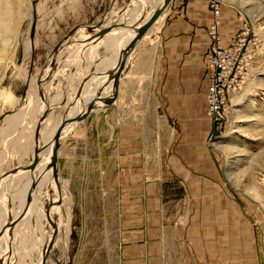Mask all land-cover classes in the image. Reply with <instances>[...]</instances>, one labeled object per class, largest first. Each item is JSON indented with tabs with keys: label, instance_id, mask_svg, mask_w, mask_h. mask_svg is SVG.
<instances>
[{
	"label": "crops",
	"instance_id": "1",
	"mask_svg": "<svg viewBox=\"0 0 264 264\" xmlns=\"http://www.w3.org/2000/svg\"><path fill=\"white\" fill-rule=\"evenodd\" d=\"M104 1L80 0L75 20L69 16L66 1L64 19H55V30H49L51 41L55 36L49 50V63L55 59L53 65L48 64L50 74L64 66L67 54L75 47V33L69 35L71 30L103 27L119 23V19L120 24L128 26L125 23L135 22L136 16L141 18L138 14L149 8L143 16L146 21L160 0H147L130 15L127 6L114 8L107 17ZM62 22L67 30L58 37L56 28ZM210 22L208 0H171L126 55L112 104L104 106L98 101L86 118L66 126L62 142L65 161L62 166L59 149L58 165L61 170L67 168L64 174L70 183L80 180V188L85 191L90 190L89 173H97L103 210L114 223L115 264H261L257 241L249 233L248 218L221 186L208 146L209 137L214 134L207 114ZM97 30L90 28L91 37ZM105 36L83 45L85 64L80 66L92 71L80 73L73 92L63 99L64 113L81 80L92 72L98 77L86 81L81 97L85 94L89 102L96 94L107 97L113 92L108 73L115 71L131 39L120 47L117 56V48L126 36L118 32ZM63 39L66 40L54 52ZM54 100L55 97L49 98L50 110L58 107ZM83 110L71 107L68 112L74 116ZM37 115L35 111L21 128L28 134H23L27 140L19 145L20 158L29 157L22 162L19 158L16 165H24L33 156ZM53 117L51 113L44 122L43 134L46 127L55 131L59 125ZM22 119L13 128L4 122V135L12 133ZM49 121L52 125L48 126ZM46 141L42 140L45 149L48 134ZM92 156L96 157L95 167L90 166ZM51 171V167L45 169L40 177L37 195L50 184L46 179ZM15 202L12 199V208Z\"/></svg>",
	"mask_w": 264,
	"mask_h": 264
},
{
	"label": "rangeland",
	"instance_id": "2",
	"mask_svg": "<svg viewBox=\"0 0 264 264\" xmlns=\"http://www.w3.org/2000/svg\"><path fill=\"white\" fill-rule=\"evenodd\" d=\"M66 1L69 3V16L75 20L80 0H0V117L19 104H21L19 112L44 104L41 114L37 113V117L40 118L48 106L49 98L55 97L54 102L58 103V107L53 106L50 111L54 116L53 122H60L64 114L62 100L73 92V88L81 78L80 73L89 70V67L84 66V52L81 49L91 41L90 28L85 26L77 29L78 31L74 32L75 36L73 35L75 40L72 47L74 45L75 47L67 54L64 66L54 69L50 74L49 50L55 41V36L51 41L49 30H55V19H64ZM139 1L141 2V0H105L103 5L105 16L107 17L108 14L111 16L109 12L114 8L127 6L126 9L129 10V5ZM220 2L221 44L227 46L234 35L245 32L246 42L243 52H245L247 70L243 84L232 94L234 96H230L226 121L216 135L209 137L208 146L216 162L221 186L248 218L250 236L256 239L260 263L264 264V206H260L264 197V184L261 181L264 176V0H220ZM33 4L36 10V28L34 44L31 47L29 29ZM141 13L138 15L141 16ZM56 29L60 32L58 36L60 37L66 32L67 27H64L62 22ZM82 63L84 67L80 66ZM89 71L91 72L92 69ZM28 77H30V89L26 91L22 100L21 95ZM39 91L42 92L44 99L40 97ZM36 99L39 103L35 102ZM28 121L26 115L20 125L8 136L4 135L2 125L5 124V120L0 124L3 129H0V154L5 156L0 159L1 174L13 168L18 160L21 159L22 162L29 157L24 155L20 158L19 146L27 140L23 134L28 133H23L21 128L25 127ZM11 137L18 138V141L11 143ZM26 149L28 151V147ZM59 154L63 166L65 161L63 143ZM96 164V157L92 156L90 166L95 167ZM66 171L67 168L63 167L61 170L59 167L62 185L60 204L57 203L59 192L52 171L47 175V177L52 176L50 184L42 188V194L35 195L36 192H32V196L38 197L39 208H36L34 202L31 227L24 230L23 215L18 221L19 224L17 223L11 230L9 239L14 241V247L17 246V256L14 255V261L18 260V264H36L34 257L37 255L35 251L37 242L43 237L49 241L53 233V227L45 216L47 204L51 200L54 204L50 207L49 215L56 222L57 228L60 227V231L57 230L46 264H115L114 223L109 219V214L103 210V202L97 189L99 187L97 173L95 171L89 173L90 190L86 192L85 189L80 188V180L70 183L66 179L64 174ZM40 180L38 178L36 181L37 189ZM72 189L74 195L70 193ZM15 210L14 218L15 215H19ZM7 219L8 212L3 210V225L6 224ZM16 232L18 233L14 237ZM20 239H26L27 243ZM46 244L42 243L39 246V264H41L42 246ZM18 246L21 247L19 250H17ZM5 250H7L6 260L9 246L4 236L0 234V256ZM22 250L25 254H22L24 253Z\"/></svg>",
	"mask_w": 264,
	"mask_h": 264
},
{
	"label": "water",
	"instance_id": "3",
	"mask_svg": "<svg viewBox=\"0 0 264 264\" xmlns=\"http://www.w3.org/2000/svg\"><path fill=\"white\" fill-rule=\"evenodd\" d=\"M171 0H163L162 4L156 8L151 15L148 17V19L146 21H144L141 25H139L138 27L135 28L134 31V36L131 38V40L127 43V45L124 47L123 52H122V56L119 59V61L117 62L116 65V69L115 71H113L112 73H108V80L109 82H111V87L113 89V92L111 93V95L107 96V97H100L99 95H95L86 105V108L81 111L80 113L74 115V116H68L66 115L68 113V111L70 110V108L75 104L77 99L81 100V94H82V90L84 87V84L86 83V81L90 78L89 74L87 76H85L81 82L79 83L76 91H75V95H74V99L67 105L66 109H65V113L62 116L61 122L59 123V125L56 127L53 136H52V148H51V154H50V161L45 165L44 169H48L51 167L52 169V176H53V180L54 183L57 187V190L59 192V197L57 200V203L60 204L61 203V189H62V185L60 182V177H59V165H58V151L61 147V141H60V137L62 135V132L64 130V128L72 122H78L83 120L84 118H86L94 109H96L97 107V102L100 101L103 103L104 106H109L110 104H112V102L115 100L116 96H117V86H118V80L120 78L122 69L125 65V60H126V55L130 52V50L134 47V45L136 44V42L148 31V29L153 25V23L157 20V18L162 14V12L165 10V8L170 4ZM125 27L124 24H120V23H114V24H108L105 25L103 27L100 26H93V27H89V28H93V29H98L97 31H95V33L92 35V37H90L91 40L94 39H100L103 38L107 33L111 32L112 30L116 29V28H123ZM35 28H36V10H35V5L33 4V12L31 14V24H30V29H29V38H30V43H31V47H33V41H34V34H35ZM78 28H75L73 30L70 31L69 35H72ZM66 40V39H65ZM61 41L57 47L55 48L54 52H56V50L58 49V47L65 41ZM55 59L52 58L51 62L49 63V65H53L54 64ZM92 74V73H91ZM30 77L27 78L26 80V84L23 90V93L21 95V99L23 100L25 98L26 95V91L30 89ZM39 95L41 98L44 99L42 92L39 91ZM63 101V100H62ZM65 103V100L62 102V104ZM12 111H8L6 114H3L0 117V120H2L7 114H10ZM50 112V107L49 105L47 106L46 110H44V112L42 113L41 117L38 120V123L36 125L35 131H34V139L37 141V145L34 146L33 149V157L31 162L25 167V169L29 170L30 172H33L37 165L39 164L41 158H40V153L44 150L45 145L44 144H39L38 143V136H39V126L40 123L46 118V116L48 115V113ZM214 135H216V132L214 133ZM19 167H13L11 168L9 171L4 172L0 175V180L1 178L7 176L8 174L14 173ZM36 181H33L26 193V198H25V203L23 206V209L21 211V213L14 218L13 220L8 219L9 221V229L11 230L12 228H14V226L18 223V221L21 220V218L23 217L25 211L27 210L31 200H32V192L33 189L36 187ZM52 204H54L51 200L48 202L47 207H46V220L48 221V223L53 227V233H52V237L51 239H49L48 243L46 245L42 246V257H41V264H46L47 259L49 257L50 254V250L51 247L54 243V238L57 234V225L56 222L50 217L49 215V210L50 207L52 206ZM4 227L1 228L0 233L3 232ZM10 252L8 251V254ZM0 264H1V259H0Z\"/></svg>",
	"mask_w": 264,
	"mask_h": 264
},
{
	"label": "bare ground",
	"instance_id": "4",
	"mask_svg": "<svg viewBox=\"0 0 264 264\" xmlns=\"http://www.w3.org/2000/svg\"><path fill=\"white\" fill-rule=\"evenodd\" d=\"M147 0H141V2L139 3H136V4H134V5H131V7H129V11H128V15H130L133 11H136V10H138V8H140L141 6H142V4H144V2H146ZM161 2V3H160ZM162 2H163V0H160L159 1V3H158V5L160 6L161 4H162ZM156 6L155 8H153L152 10H150V12H153L156 8H158L159 6ZM170 5V4H169ZM168 5V6H169ZM167 6V7H168ZM167 7L165 8V10L167 9ZM148 10H149V8H145L144 10H143V14L141 15V18H140V21H138V19H135V22H133V23H131V22H127V23H125V24H127L128 26H125V27H123V28H116V29H114V30H112L111 32H109V33H107L106 35H109V34H111V33H116V32H118V33H121L122 35H124V36H126V38L125 39H123V41H122V43L118 46V48H117V56H118V54H119V49H121L120 47L121 46H124L133 36H134V31H135V28L136 27H138L139 25H141L143 22H144V20H143V16H145L146 14H147V12H148ZM164 10V11H165ZM164 11L162 12V14L164 13ZM127 14V13H126ZM136 14H137V12H136ZM151 14V13H150ZM161 14V15H162ZM127 15V16H128ZM160 15V16H161ZM124 16V15H123ZM159 16V17H160ZM136 17H138V16H136ZM149 17V16H148ZM158 17V18H159ZM120 18V17H119ZM122 18V17H121ZM124 18V17H123ZM157 18V19H158ZM142 19V20H141ZM127 20V19H126ZM117 21V20H116ZM128 21V20H127ZM157 21V20H156ZM155 21V22H156ZM1 22V21H0ZM121 21H120V19H119V23H120ZM123 22V21H122ZM154 22V23H155ZM109 23V22H108ZM153 23V24H154ZM111 24V23H110ZM153 26V25H152ZM151 26V27H152ZM150 29V28H149ZM106 37V36H105ZM93 73V72H92ZM89 76H90V78L92 79V78H95V77H98V75H95V74H89ZM74 94V93H73ZM86 95L84 94V96L83 97H81V100L79 99H77L76 100V102H75V104L72 106V108L73 109H80V110H82V109H85L86 108V105H87V103H88V99H85L86 97H85ZM232 96H234V95H232ZM53 99V98H52ZM53 101V100H52ZM78 101V102H77ZM34 102V101H33ZM36 103L38 102V100L36 99V101H35ZM50 102V101H49ZM49 102H47L48 103V105H50V103ZM39 103V102H38ZM35 105V104H34ZM37 106L39 105V104H36ZM20 106H21V104H19L15 109H13V110H10V111H12L10 114H7L2 120H0V124H2V122L5 120V123H7V125L8 126H11L12 128H13V126H15V125H17V124H19V120L20 119H22V118H24V117H26V115H28V118H31L33 115H34V113H35V111H36V114H37V110H38V107L37 108H34V106L32 107V108H28V109H24L23 110V112H21V113H17V111L20 109ZM43 109H44V105L43 104H41V106H40V114H41V112L43 111ZM50 112L48 113V115L46 116V118L40 123V126H39V136H38V143L39 144H44L45 145V143H43L42 142V140H44L45 142H47L46 140H47V134L49 135V143H46V149L44 148V150L40 153V158H41V160H40V162H39V164L37 165V167H36V169L33 171V172H30L29 170H27V169H25V167L31 162V160H32V158H30L29 159V161L27 162V163H25L24 165H16V166H13V167H19L14 173H11V174H8L7 176H5V177H3V178H1V180H0V189H1V187L3 186V188H4V190H3V193H0V228H2V227H4V230H3V232H1L0 234L2 235V236H4V238H5V242H6V244H7V246H9V254H8V257L6 258V260H5V257H6V255H7V250H5L4 251V253L2 252V254L3 255H1L0 256V259H1V264H18V260L15 262L14 261V255H15V257L17 256V253H16V248H17V246L16 247H14L13 246V244H14V241H10V234H11V230L9 229V221H8V219H11V220H13L14 219V210H15V208H16V206H17V212L20 214L21 213V211H22V209H23V206H24V203H25V198H26V193H27V190H28V188H29V186H30V184L33 182V181H35L36 179H38V178H40L42 175H43V173H44V171L45 170H43L44 169V167H45V165L50 161V154H51V148H52V143H53V141H52V136H53V133H54V129H50L49 127H46V132H45V134H43V126H45L44 125V122L45 121H47V120H49V118H50ZM66 115H68V116H70L69 115V112L66 114ZM51 117H52V115H51ZM62 119V117L60 118V120ZM38 120H39V118L37 119V122H36V125H37V123H38ZM51 123V125H52V122H50L49 121V123H48V126H49V124ZM36 125H35V127H34V131H35V128H36ZM52 128H54L53 126H52ZM67 129H68V127H66L64 130H63V132H62V135H61V137H60V141H61V143L63 142V140H64V137H65V135H66V132H67ZM10 142L12 143V142H14L15 143V141H13V138L11 137V139H10ZM17 143V142H16ZM13 145V144H12ZM37 145V141L34 139V132H33V149H34V146H36ZM33 155V154H32ZM0 159H2V158H4L5 156H4V154H0ZM33 157V156H32ZM7 160V159H6ZM8 165V164H7ZM11 169V168H10ZM9 169V170H10ZM18 178H20V181H17V179ZM51 179H52V176H48L47 177V182L48 183H50V181H51ZM262 182H263V184H264V176L262 177V180H261ZM37 185V184H36ZM26 188V189H25ZM25 189V196H24V198H23V201L21 202V204L19 205V202H20V199H21V194H22V191ZM33 191H35L36 193H35V195H37V187H35L34 189H33ZM6 194V195H5ZM33 197V199L31 200V202H30V204H29V206H28V210L27 211H25V214H24V217H23V223H24V230L25 229H28V227H31V218H32V208H33V206H34V202L36 203V208H39V201H38V197H35V196H32ZM12 199H14V200H16V202H17V204H16V206H14L13 208H12V205H11V203H12ZM6 203H8V204H6ZM6 204V205H5ZM3 205H4V207H3ZM8 205V206H7ZM19 205V206H18ZM260 206H264V197L262 198V200H261V205ZM3 209L4 210H6L7 212H8V219H7V222H6V224L5 225H3V223H2V211H3ZM16 210H15V212H16ZM17 216L15 215V218H16ZM65 226V225H64ZM63 226V227H64ZM62 228V227H61ZM60 229V227H58L57 228V230H59ZM62 230H64V228H62ZM27 231V230H26ZM60 231V230H59ZM18 232H20V230L18 229ZM18 232H16V234H15V236L14 237H16V235H17V233ZM66 233V232H65ZM19 235H20V233H19ZM24 236V235H23ZM18 237V236H17ZM7 238V239H6ZM21 241H24L25 243H27V241H25L26 239H24V240H22V239H20ZM48 241V239H46L45 237H43L40 241H38L37 242V244H36V248H35V251H36V253H37V255H35V257H34V259L36 260V264H39V261H38V255H39V246H40V244H42V243H45L46 244V242ZM19 243H20V241H19ZM21 244H23V242H21ZM24 245V244H23ZM24 247H25V245H24ZM19 248H21V247H19L18 246V249L17 250H19ZM23 249V248H22ZM22 251H24V250H22ZM29 252H30V250H28ZM34 251V252H35ZM19 252V251H18ZM29 252H28V254H29ZM35 253V254H36ZM22 254H25V251H24V253H22ZM33 254V253H32ZM18 255H19V253H18ZM21 257V256H20ZM18 258V257H17ZM24 258V257H23ZM22 261H24L23 259H22ZM34 261V260H33ZM33 261H32V263H33ZM22 264H24V263H22Z\"/></svg>",
	"mask_w": 264,
	"mask_h": 264
},
{
	"label": "built area",
	"instance_id": "5",
	"mask_svg": "<svg viewBox=\"0 0 264 264\" xmlns=\"http://www.w3.org/2000/svg\"><path fill=\"white\" fill-rule=\"evenodd\" d=\"M211 22L207 32L209 53L206 64L209 69L207 87V114L212 121L214 133L221 129L227 117L230 96L243 84L247 70L245 61L246 33L233 36L227 46L221 44V2L208 0ZM216 129V130H215ZM214 134L210 136L212 138Z\"/></svg>",
	"mask_w": 264,
	"mask_h": 264
}]
</instances>
